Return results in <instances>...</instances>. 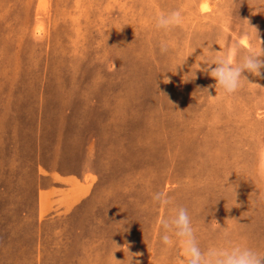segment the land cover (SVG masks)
Returning a JSON list of instances; mask_svg holds the SVG:
<instances>
[{
  "label": "rangeland",
  "instance_id": "rangeland-1",
  "mask_svg": "<svg viewBox=\"0 0 264 264\" xmlns=\"http://www.w3.org/2000/svg\"><path fill=\"white\" fill-rule=\"evenodd\" d=\"M238 7L0 0V264H127V247L140 264H184L180 247L159 239L174 206L188 209L202 249L264 253V70L243 73L242 87L224 95L203 62L190 79L202 48L175 68L206 39L228 54L264 47V0ZM174 9L184 24L157 29ZM87 153L98 175L91 190L39 209L43 165L78 170ZM156 192L172 204L155 202Z\"/></svg>",
  "mask_w": 264,
  "mask_h": 264
},
{
  "label": "clouds",
  "instance_id": "clouds-1",
  "mask_svg": "<svg viewBox=\"0 0 264 264\" xmlns=\"http://www.w3.org/2000/svg\"><path fill=\"white\" fill-rule=\"evenodd\" d=\"M235 2L238 3L240 7L242 0H235ZM239 7L234 9V11L236 12ZM183 24L184 14L180 9H174L167 13L160 14L155 21V27L164 32L181 27ZM255 29V37L260 40L257 28L255 27ZM205 41L207 42V46H205ZM213 44L216 43L206 39L197 47L192 48L178 63H176V71L197 48H202V54L198 56L204 58L197 60L198 56H196V63L194 64H198L199 66L193 69L192 66L194 64L191 65V70L189 72L194 71L195 75L190 79L196 77L197 70L201 69L200 62H203L204 67L202 70L207 72L216 81L214 85L215 89L219 87L224 95H232L242 87V81L246 78L243 73L247 72L258 77L261 76L262 70H264V47L261 46V43L259 50L250 48L243 54H239L238 52L235 54L221 53L219 50H213ZM169 47L170 45L167 41H161L160 49L162 53H167ZM204 48H207L208 53L212 54L210 57L205 56ZM212 65H215V67H212ZM228 177L224 184L225 189L232 185L228 182ZM221 198L225 199L223 196ZM152 199L158 204H163L165 206L172 204V201L161 192L153 193ZM209 206L210 205H208L207 208ZM161 224L163 232L159 238L160 243L167 249H173L179 246L182 251L181 258L184 264H264V253L244 244H229L223 247L211 246L206 250L202 249L198 243L189 211L183 206H174L173 215L162 220ZM223 234L227 237L229 235V230L224 228ZM119 249L120 247H117L115 251ZM123 251L125 252L124 248ZM114 252L112 256L116 259ZM127 252L130 253L129 256L125 257L124 255V259L116 260H127V264H140L139 259H134V257H138L140 253H133L128 247Z\"/></svg>",
  "mask_w": 264,
  "mask_h": 264
},
{
  "label": "crops",
  "instance_id": "crops-1",
  "mask_svg": "<svg viewBox=\"0 0 264 264\" xmlns=\"http://www.w3.org/2000/svg\"><path fill=\"white\" fill-rule=\"evenodd\" d=\"M75 111H73V114L69 117H66L65 120H69L74 119ZM70 121V120H69ZM67 123V122H66ZM77 128L79 126H76ZM80 128V127H79ZM72 128H67L66 131L64 132V135L67 136V133H69V131H71ZM89 148V147H88ZM93 156L91 154H86L85 157V161L84 163H82V165H80V167L78 168V170H73V171H64L62 168H55V167H51V166H44L43 168L45 171H41L40 172V177L43 181V183L41 185L38 186L36 192L38 194V204H39V209L42 208H51V207H55L56 205H58V203L60 204V199L63 201V198H61L60 194L63 193L64 191L72 192V194H76V193H84V192H89V189L91 190V186L88 184V178L90 176H98L96 174V171L90 166V159ZM42 166V165H41ZM60 170V171H59ZM51 180V186H48L46 184V182L48 183V178ZM59 177V180L58 178ZM45 179V181H44ZM41 181V182H42ZM60 183V185L55 186V184L53 182H58ZM50 182V181H49ZM91 187V188H89ZM50 193V194H49ZM54 194L55 199L54 200H49L48 199V194L52 195ZM80 194V195H81ZM53 197V198H54ZM69 201L66 203V205L62 204L63 206H65V208H68ZM62 206V207H63ZM76 205H74L73 207H75Z\"/></svg>",
  "mask_w": 264,
  "mask_h": 264
}]
</instances>
